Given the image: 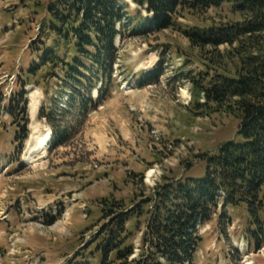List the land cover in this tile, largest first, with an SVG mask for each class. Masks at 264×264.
Instances as JSON below:
<instances>
[{"label": "rangeland", "instance_id": "374dc122", "mask_svg": "<svg viewBox=\"0 0 264 264\" xmlns=\"http://www.w3.org/2000/svg\"><path fill=\"white\" fill-rule=\"evenodd\" d=\"M51 1L0 0V264H101L97 241L110 223L101 211L104 199H116L125 211L140 203L149 207L143 201L157 184L204 177L205 153L242 140L236 116L223 110L200 115L189 110L191 83L182 74L195 76L206 66L201 51L181 29L240 19L224 4L182 10L175 28L118 40L120 88L81 127L68 119L77 131L66 145L50 148L51 134L38 147V140L51 131L39 117L40 108L63 94L60 78L48 77L53 69L27 71L39 60L33 45L41 39L40 21ZM127 1L135 14L138 7ZM162 60L166 72L161 81L139 87L135 77ZM21 91L28 102L30 132L24 142L15 135L21 110L15 107L10 115L7 108ZM35 96L39 101L34 112ZM138 213L128 224L133 232L128 241L135 250L131 258L143 248L147 229V215ZM250 221L245 207L220 206L200 228L203 241L195 264H264V243L257 246L256 237L264 235Z\"/></svg>", "mask_w": 264, "mask_h": 264}, {"label": "trees", "instance_id": "16d2710c", "mask_svg": "<svg viewBox=\"0 0 264 264\" xmlns=\"http://www.w3.org/2000/svg\"><path fill=\"white\" fill-rule=\"evenodd\" d=\"M132 2L138 7L135 14L126 0H52L46 6V18L40 21L41 39L33 45L39 60L27 71L35 74L46 66L53 69L48 77L60 78L63 94L39 112L52 129L50 148H57L77 131L71 120L81 127L120 88L117 40L175 28L179 13L186 9L201 11L228 4L239 16L235 21L181 29L191 46L201 51L206 66L195 76L182 74L191 83L189 110L197 115L223 110L236 116L242 140L224 143L216 153H205L204 177L186 176L157 184L154 194L143 201L149 207L140 203L125 211L116 199L102 201L101 211L110 223L102 227L97 241L101 264H195L203 241L200 228L220 206L223 210L245 207L250 223L264 235V0ZM164 62L135 77L138 86L158 84L166 72ZM25 94L21 91L7 106L10 115L15 107L22 112L15 130L20 142L30 135ZM137 212L147 215V229L143 248L131 258L135 250L128 241L133 235L128 224ZM256 237L257 246L264 243V238Z\"/></svg>", "mask_w": 264, "mask_h": 264}, {"label": "bare ground", "instance_id": "6f19581e", "mask_svg": "<svg viewBox=\"0 0 264 264\" xmlns=\"http://www.w3.org/2000/svg\"><path fill=\"white\" fill-rule=\"evenodd\" d=\"M39 95V94H38ZM38 101H39V96H35L33 98V100L31 101L32 103V109L34 110V112L36 111L37 109V106H38ZM51 135V131L48 130V134L41 137L38 142H37V146L38 147H43L47 144V141L49 142V136Z\"/></svg>", "mask_w": 264, "mask_h": 264}]
</instances>
